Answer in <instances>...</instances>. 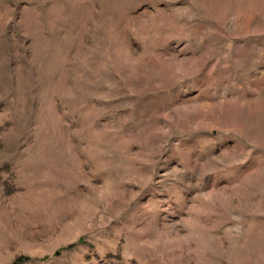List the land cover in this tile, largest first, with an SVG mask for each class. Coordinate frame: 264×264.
I'll return each instance as SVG.
<instances>
[{"label":"rangeland","instance_id":"1","mask_svg":"<svg viewBox=\"0 0 264 264\" xmlns=\"http://www.w3.org/2000/svg\"><path fill=\"white\" fill-rule=\"evenodd\" d=\"M0 264H264V0H0Z\"/></svg>","mask_w":264,"mask_h":264}]
</instances>
